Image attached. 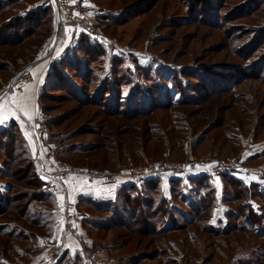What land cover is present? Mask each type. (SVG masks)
Masks as SVG:
<instances>
[{
    "label": "rangeland",
    "instance_id": "374dc122",
    "mask_svg": "<svg viewBox=\"0 0 264 264\" xmlns=\"http://www.w3.org/2000/svg\"><path fill=\"white\" fill-rule=\"evenodd\" d=\"M6 2L0 0V88L11 75L2 58L11 60L10 69L20 68L21 58H34L29 49L47 44L51 35L62 50L60 60L67 58L70 64L60 69L62 89L46 92L51 99L41 98L45 130L60 141L59 152L66 150L60 158L54 152L56 165L101 175L127 174L153 164L186 168L182 177L166 173L125 185L149 190L146 198L151 201L162 196L170 200L172 212L180 210L186 220L178 217L177 222L192 224L154 237L144 232L141 213L125 211L122 201L116 212L101 215L109 221L106 231L93 233L85 223L89 251L101 253L111 264H235L241 250L244 261L264 252V239L256 236L262 226L245 225L251 235L238 228L224 234L231 220L240 218L239 206H249L264 220V0H87V29L75 33L68 27L66 33L45 18V28L30 38L3 23L13 18L15 9L14 16L25 15L29 7L46 9L44 1ZM8 7L13 9L9 13L1 9ZM42 33L45 40H37ZM24 39L19 45L4 44ZM96 94H101L99 100ZM19 136L14 164L12 144L2 145L0 189L30 179L23 172L16 181L8 179V173L25 171V160L30 161L28 153L22 154L26 147ZM217 163H231V171H214ZM238 183L246 186L245 202L235 200L244 193L235 188ZM214 186L213 210L203 194L209 197ZM85 211L90 219L98 215ZM163 220L159 216L157 221ZM9 221L5 231L18 234L21 229L38 236L35 248L25 252V262L41 259L46 264L44 252L55 250L49 247L54 227ZM7 242L23 250L34 244L0 239V244ZM7 255L1 246L0 264L17 263ZM77 263L74 256L64 264Z\"/></svg>",
    "mask_w": 264,
    "mask_h": 264
},
{
    "label": "trees",
    "instance_id": "16d2710c",
    "mask_svg": "<svg viewBox=\"0 0 264 264\" xmlns=\"http://www.w3.org/2000/svg\"><path fill=\"white\" fill-rule=\"evenodd\" d=\"M14 1H18V0H14ZM13 0H8V6L11 5V3L14 5ZM41 1V0H39ZM46 6V9L41 10L40 8H38L39 6H35L32 8H28L29 11L25 12V15H20L17 14L16 16H14V14L16 13V9H15V13L13 14V18H9V20L6 24L11 30L16 31L21 30L24 31V33L27 35L28 38L33 37L36 35L37 30L40 29H44V22L43 20L46 19H50L54 25V28H56V16H55V11H54V7L53 4L51 2V0H43ZM197 3L201 4L206 2V0H196ZM10 3V4H9ZM22 3V2H20ZM19 3V4H20ZM42 4V3H41ZM3 10V12H7L9 13L10 11H12L13 9H11V7H8L7 10H4L3 8H1ZM61 29H64L65 32L67 33L69 31L67 26H63L60 27ZM43 34V33H42ZM45 34L43 35H39L37 36V40H42L44 38ZM64 37V35H63ZM68 38V37H67ZM24 40H17L14 41L13 43H10L8 41L4 42V44H12V45H19L22 44ZM46 45V43L43 42V44L41 46L39 45H33L29 51L30 54H32V56L30 55V58L34 57L32 60H34L37 56L38 53L43 49V47ZM25 52H27L26 50H24ZM12 55V53H9L8 56L10 57ZM34 55V56H33ZM29 56V54H28ZM3 62L2 65L5 66L4 64H8V68L11 70V74L13 73L15 68L10 69V65H12L11 60L8 59H4L2 58ZM19 62H22L20 64V66H22L23 64H25L26 61L23 60V58H21V60H19ZM63 65H70L69 62L67 61V58H64V60H60V58L56 59L54 64H53V68L52 70L49 72L46 82L42 87V92L40 95V110H41V98L42 96L47 98V99H51L52 96H49L48 94H46V92H51V91H55V90H60L63 87L62 86V80L60 79V69ZM69 67V66H68ZM64 83V82H63ZM101 94H96L94 96V98L96 99H100ZM42 120V117H41ZM12 126H14V128H16V131L13 132V130H1L0 131V151H2V145L4 143V141H7L8 144H12V148L9 150V155L11 156V160L14 164L15 162V158H13L12 154L14 152V142L16 144H18V141L16 139V137L18 135H20V140L21 143L25 145L26 149L22 151V154H29V159L25 160L26 162V166H25V171H20V170H16L14 172V170L12 171V174H9L8 179H11L13 181H16V179L18 178V175H20L21 172L25 173L28 175V177H30L29 181H27L26 184H16L14 182V184L12 182H10V186L8 187V189H0V239H12V240H18L20 242L26 241L27 243H34L32 244V246L27 249V250H23L20 248H14V247H9L8 242L5 244H0V247L2 246V249L5 253H7L8 258H14L15 261L17 262L16 264H20V259L22 258V260L24 259V263L22 264H29L30 261L25 262L26 256H25V252L29 253L32 249L35 248V243L36 241H38V236L36 233H34V231H30L27 233H24V230H19L18 234H15L13 231H5L6 228H8L10 226V224H12L11 221H23L25 224L30 225L31 227H35L37 229L40 228H44L46 225L50 226V228L52 229L54 227V215L56 213V211L58 210L59 207V202H60V198H58L50 189V183L47 181H45L43 179V177H41L35 167V161L34 159L31 157L29 149L27 147V143L26 141L23 139L20 131L18 130L17 126L15 124H13ZM47 134V138L46 141L53 145V146H57L56 148L54 147V152L57 154V156L60 158V154L63 153V151L66 150H60L59 152V148L60 147V141L55 140L52 135L48 134V132L46 131ZM16 149V146H15ZM61 149V148H60ZM62 158V157H61ZM15 169V168H14ZM92 173H96V172H92ZM106 173L109 174H115L117 172H111V171H107ZM7 174V173H6ZM156 178V177H155ZM154 178L150 179L153 180ZM176 179V178H174ZM209 180V182L211 183L212 186V182H211V178L208 177L207 178ZM137 180V179H136ZM149 180V179H147ZM1 181V180H0ZM174 181H178V180H174ZM196 185H201L200 182H195ZM230 184H233L230 182ZM239 186H235V188H240V191L243 193L241 196L235 197L236 202H245L244 198L247 195L246 193V186H244L242 183H238ZM154 185L152 184L151 187H153ZM204 185H202L201 187H203ZM156 188V187H155ZM162 192V189H160ZM159 190V191H160ZM148 191L149 190H141L140 188H137L136 186H128L125 185L123 187H121L118 190L117 193V198L115 202H102V201H96L93 200L92 198H80L79 202H78V206L80 208V213L81 216L83 217V221H84V225L85 223L88 224L89 230L92 231L93 233H97V232H101V231H106L109 225V221L104 217H101V215H103V213H111V212H116L117 208H119L121 206V202L124 201V207H125V211H129L130 209H136L139 211V214L141 215V218L144 217V222L143 225L144 226V232L151 233V235H153L154 237H159V236H164L167 234H172V233H176L178 232L180 229L185 228L187 226H189L190 224H192L191 222L188 223H182V222H177V218H182V220L186 221L185 218H183V216L181 215V212L179 210V214H174L172 212V207H173V203L170 200L165 199L163 196L161 198V200L159 202H157L156 199L154 200H150L147 199L146 196L148 195ZM20 192V193H19ZM160 192V193H161ZM217 190L215 188V186L212 188V192L211 194L205 195L203 194L204 198L207 202L208 207L212 208L213 206V200H214V193L217 194ZM240 194V192L238 193ZM193 207V206H191ZM215 207V206H214ZM244 205L243 206H239L237 207V209L242 210V212H239L240 214V218H238V220H231V225L228 227V229H225L226 232L224 233L226 234H230L232 231L231 228L236 229L238 228L239 231L246 233V235H251L250 232H246L245 231V225L250 226L252 229L254 228H259L260 226L263 227L262 231H260L259 233H257V237L264 239V226L262 224V222L264 220L261 219V217L257 214H253V211L251 210V208L249 206H246V210H244ZM249 208V209H247ZM90 209V211L97 213L98 215L95 216L94 218L90 219L88 218V212H86L85 210ZM214 210V208H212ZM143 210H145L143 212ZM208 211H210L209 209H207ZM144 213V216L142 215ZM159 216H162L164 218L163 221H161L160 223L157 221ZM249 217V218H248ZM90 219V220H89ZM244 219H247L246 221H244ZM47 220L51 221V224H47L48 222H46ZM234 221H236L237 225L233 226L232 224L234 223ZM149 223V224H148ZM140 221H139V225H140ZM241 224V225H240ZM17 228V227H16ZM52 232V231H51ZM54 232V230H53ZM31 245V244H30ZM186 245V243H185ZM184 247V245H183ZM37 250V249H36ZM260 254L258 255L257 259L253 258V259H248L246 261H244V259L242 258V256L245 254L244 252L239 251V253H237V258L235 257L233 259V262H235V264H264V252L259 250L258 251ZM13 255H15L13 257ZM12 256V257H11ZM19 256L18 259H16V257ZM79 258V263L81 262V258L79 256H76ZM69 258V259H68ZM72 258V256H70L69 254H62L61 259H64L65 262L67 263V261H69ZM60 259V260H61ZM68 259V260H67ZM63 263V264H64ZM50 264H60V261H58L57 263H50ZM78 264V263H77Z\"/></svg>",
    "mask_w": 264,
    "mask_h": 264
},
{
    "label": "crops",
    "instance_id": "0c3cea01",
    "mask_svg": "<svg viewBox=\"0 0 264 264\" xmlns=\"http://www.w3.org/2000/svg\"><path fill=\"white\" fill-rule=\"evenodd\" d=\"M80 1L83 9L86 10L87 0ZM26 11L29 10L26 9ZM91 14H93L92 9H88L87 15L90 16ZM54 39L51 35L47 44L34 60H28L20 68H15L6 80L5 87L24 71H29L32 74L33 81L30 84L21 91L9 96L2 94L5 88L4 85L0 88V105H2L0 106V131L8 129L13 124L17 126L27 143L31 157L35 161L38 174L46 182H50L46 173L51 174L55 171V163L58 158L54 153V146L46 141V126L41 120L40 95L47 76L52 70L55 60L60 58V52L62 51L58 48V43L56 44ZM66 40L69 41L70 38H66ZM21 97L25 98L24 102L26 103L29 116H25L19 107L10 104L13 98L19 99ZM42 126H45L44 130H42ZM184 175L180 176L178 174L177 178ZM64 181L69 196L67 200L59 199V207L54 215L55 225L51 237L52 244L49 245L50 249L57 250L61 255L66 253L72 257L79 256L81 264H111L102 258L101 253L98 255V252L87 249L88 245L85 242V234L87 235V232L78 202L80 198L115 202L118 190L125 184L135 182L136 179L130 177L128 173L122 175H101L99 172L92 173L85 169H77V171L69 174ZM68 216H71L73 221L69 228L66 227ZM38 260L37 263L30 262L29 264H43L41 259Z\"/></svg>",
    "mask_w": 264,
    "mask_h": 264
},
{
    "label": "built area",
    "instance_id": "2783aa9c",
    "mask_svg": "<svg viewBox=\"0 0 264 264\" xmlns=\"http://www.w3.org/2000/svg\"><path fill=\"white\" fill-rule=\"evenodd\" d=\"M55 16H56V29L60 26H67L71 32H80L86 28L87 16L83 11V6L80 0H51ZM78 13V14H77ZM87 29V28H86ZM33 81L32 74L29 71L22 72L15 80H13L3 95L9 96L17 91H21L25 86ZM45 126H42V130ZM77 171L76 168H71L66 165H56L55 171L47 174L50 180L51 191L60 199L67 200L69 193L66 187L65 179L73 172ZM186 171L180 164H153L149 166H142L132 169L128 175L138 180H147L158 177L160 175L170 174L177 176ZM214 171L226 173L231 171V163L222 164L217 163ZM69 206V205H68ZM73 223L72 217L68 216L66 219V227H71ZM61 253L57 250L46 251L43 254V260L46 264L57 263L61 259Z\"/></svg>",
    "mask_w": 264,
    "mask_h": 264
},
{
    "label": "snow or ice",
    "instance_id": "6c2138e0",
    "mask_svg": "<svg viewBox=\"0 0 264 264\" xmlns=\"http://www.w3.org/2000/svg\"><path fill=\"white\" fill-rule=\"evenodd\" d=\"M24 101H25V98L24 97H21L19 99L13 98L10 101V104L19 107V109L23 111V114L25 116H29V112L27 110V106H26V103ZM0 106H2V105H0ZM13 114H15V113H13Z\"/></svg>",
    "mask_w": 264,
    "mask_h": 264
}]
</instances>
